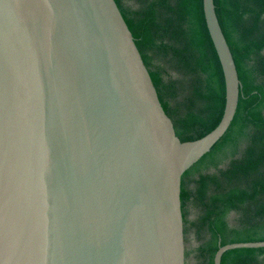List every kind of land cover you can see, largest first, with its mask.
<instances>
[{"label":"water","instance_id":"obj_1","mask_svg":"<svg viewBox=\"0 0 264 264\" xmlns=\"http://www.w3.org/2000/svg\"><path fill=\"white\" fill-rule=\"evenodd\" d=\"M202 6L225 104L181 141L115 0H0V264H184L181 177L241 89L214 0ZM260 247L221 245L213 264Z\"/></svg>","mask_w":264,"mask_h":264},{"label":"trees","instance_id":"obj_2","mask_svg":"<svg viewBox=\"0 0 264 264\" xmlns=\"http://www.w3.org/2000/svg\"><path fill=\"white\" fill-rule=\"evenodd\" d=\"M181 141L220 121L221 65L202 0H115ZM241 82L234 118L181 177L184 264H213L219 246L264 240V0H214ZM220 264H264V247L227 250Z\"/></svg>","mask_w":264,"mask_h":264}]
</instances>
